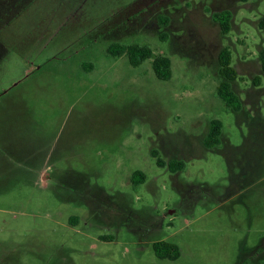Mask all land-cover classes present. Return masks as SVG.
I'll list each match as a JSON object with an SVG mask.
<instances>
[{
  "label": "rangeland",
  "instance_id": "374dc122",
  "mask_svg": "<svg viewBox=\"0 0 264 264\" xmlns=\"http://www.w3.org/2000/svg\"><path fill=\"white\" fill-rule=\"evenodd\" d=\"M263 20L264 0H0V264H264ZM223 49L240 112L216 93Z\"/></svg>",
  "mask_w": 264,
  "mask_h": 264
},
{
  "label": "trees",
  "instance_id": "16d2710c",
  "mask_svg": "<svg viewBox=\"0 0 264 264\" xmlns=\"http://www.w3.org/2000/svg\"><path fill=\"white\" fill-rule=\"evenodd\" d=\"M208 13H210L208 11ZM211 19L216 23L221 33L225 36L229 35L232 29L233 14L230 11L219 13H210ZM162 25L168 24V19L160 17ZM261 27L264 28V20L261 22ZM108 54L118 58L127 56L129 63L133 67H139L144 62L152 60V68L156 77L161 81H168L172 78V61L166 56H156L151 47L138 44H113L108 49ZM260 58L264 70V50L260 52ZM233 55L230 50L223 49L218 57L219 74L221 82L216 90L217 96L225 103V105L234 112H240L243 108L242 101L233 90V84L238 79V73L232 66ZM222 135V123L215 120L211 123L209 132L204 139V146L207 149H213L220 143ZM158 164L164 167L166 164L159 159ZM172 169L177 170L183 168L182 162H171ZM134 180L141 182L145 179L144 174L136 172L133 176ZM154 253L161 260L175 261L180 257L179 247L175 244L162 241L157 242L153 246Z\"/></svg>",
  "mask_w": 264,
  "mask_h": 264
}]
</instances>
